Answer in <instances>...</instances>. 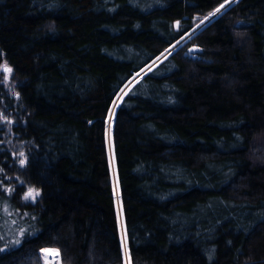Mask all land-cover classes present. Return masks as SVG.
Returning <instances> with one entry per match:
<instances>
[{
  "label": "trees",
  "instance_id": "trees-1",
  "mask_svg": "<svg viewBox=\"0 0 264 264\" xmlns=\"http://www.w3.org/2000/svg\"><path fill=\"white\" fill-rule=\"evenodd\" d=\"M44 247L264 264V0H0V264Z\"/></svg>",
  "mask_w": 264,
  "mask_h": 264
},
{
  "label": "built area",
  "instance_id": "built-area-1",
  "mask_svg": "<svg viewBox=\"0 0 264 264\" xmlns=\"http://www.w3.org/2000/svg\"><path fill=\"white\" fill-rule=\"evenodd\" d=\"M57 257L55 254L44 257L45 264H55Z\"/></svg>",
  "mask_w": 264,
  "mask_h": 264
},
{
  "label": "crops",
  "instance_id": "crops-1",
  "mask_svg": "<svg viewBox=\"0 0 264 264\" xmlns=\"http://www.w3.org/2000/svg\"><path fill=\"white\" fill-rule=\"evenodd\" d=\"M45 250H48V251H45ZM51 251L55 252V254H57V256L60 258V251H59V249H57L55 247H44L43 249H41V252L50 253Z\"/></svg>",
  "mask_w": 264,
  "mask_h": 264
},
{
  "label": "snow or ice",
  "instance_id": "snow-or-ice-1",
  "mask_svg": "<svg viewBox=\"0 0 264 264\" xmlns=\"http://www.w3.org/2000/svg\"><path fill=\"white\" fill-rule=\"evenodd\" d=\"M220 7L223 8L224 5L222 4ZM219 10H220V9H217V11H219ZM7 70L10 71V69H7ZM35 195H38V193L35 192V190H30V192H29V196H31V197L34 199V198H35ZM45 251H48V250H45Z\"/></svg>",
  "mask_w": 264,
  "mask_h": 264
},
{
  "label": "rangeland",
  "instance_id": "rangeland-1",
  "mask_svg": "<svg viewBox=\"0 0 264 264\" xmlns=\"http://www.w3.org/2000/svg\"><path fill=\"white\" fill-rule=\"evenodd\" d=\"M53 254V252L51 251L50 253H46V252H44V254H42V258H43V260H44V257H46V256H49V255H52ZM60 260L59 259H57L56 261H55V264H62L61 263V261L59 262Z\"/></svg>",
  "mask_w": 264,
  "mask_h": 264
},
{
  "label": "water",
  "instance_id": "water-1",
  "mask_svg": "<svg viewBox=\"0 0 264 264\" xmlns=\"http://www.w3.org/2000/svg\"><path fill=\"white\" fill-rule=\"evenodd\" d=\"M199 48H197V47H191L190 48V52H194V51H196V50H198Z\"/></svg>",
  "mask_w": 264,
  "mask_h": 264
},
{
  "label": "bare ground",
  "instance_id": "bare-ground-1",
  "mask_svg": "<svg viewBox=\"0 0 264 264\" xmlns=\"http://www.w3.org/2000/svg\"><path fill=\"white\" fill-rule=\"evenodd\" d=\"M199 50H200V49H198V50H196V51H194V52H192V53L194 54V53H196V52L199 51ZM52 251H53V250H52ZM54 253H55V252H53V254H54Z\"/></svg>",
  "mask_w": 264,
  "mask_h": 264
}]
</instances>
